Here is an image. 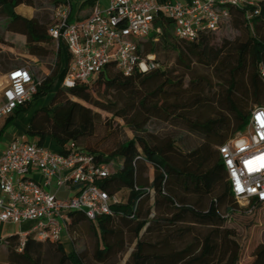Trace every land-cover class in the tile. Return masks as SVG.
<instances>
[{
    "label": "trees",
    "instance_id": "16d2710c",
    "mask_svg": "<svg viewBox=\"0 0 264 264\" xmlns=\"http://www.w3.org/2000/svg\"><path fill=\"white\" fill-rule=\"evenodd\" d=\"M65 2L67 0H50V5L55 8ZM19 4L37 8L35 0H0V16L6 18L4 30L24 35L30 55L46 54L43 45L53 40L48 34L51 23L46 18L19 15L15 12ZM229 12L227 24L247 31L251 28L254 35L229 43L227 48L225 45L215 46L212 31L202 32L193 40L178 38L173 34L172 21L159 16L154 22L160 28L157 37L152 35L139 42L143 56L153 54L155 57L160 50L171 51L176 55V62L187 71L191 68L190 61H193L213 66L215 71L226 72L225 84L219 95L225 113L220 112L203 121L188 122L189 128L199 133L203 140L186 152L179 150L169 139L161 143L152 140L153 136L147 130L152 118L167 120L170 116L176 119V108L185 106L178 104L183 99V92L181 95L175 92L173 96L167 94L169 86H182L180 78L175 81L164 66L124 75L113 64H107L89 83L77 81L72 86H56L50 93L54 79L65 74L70 58L67 54L61 61L65 47L61 41L55 52L53 76L38 80L31 100L6 117L0 134L21 112L29 109L33 100L50 93L48 103L32 111L24 133L37 144L58 152H62L67 141L72 140L79 145L91 135L98 117L90 108L70 100V96L112 112L131 129L132 136L120 141L110 152L81 146L112 165L113 160L118 161L113 172L100 182L101 188L110 195L122 188L129 190L125 201L112 204L111 213L95 220L86 219L80 212L69 213V229L85 220L95 225L99 239L94 253L96 259L103 261L124 248L123 228H126L136 243L125 264H180L182 244L193 228L188 224L217 229L224 225L234 198L218 146L245 127L252 109L246 110L249 100L264 106V80L259 72L260 64L264 63V38L260 33L264 23V2L249 24L242 9L231 7ZM6 60L8 56L0 58V65L3 66ZM201 81L200 77L189 81L187 99L191 103H196L197 96L203 91ZM107 92L123 98L124 105L118 107L117 100H104ZM171 97L172 102L169 101ZM230 118L234 119L235 127L228 133ZM182 119L188 120L186 117ZM213 145H217L216 150ZM149 166L154 169L151 180L144 176ZM259 203L264 205V202ZM18 243L16 235L7 240L8 264H84L80 254L73 247L67 251L61 239L39 240L29 234L25 236L21 250L16 249ZM170 244L174 245V250L167 254L153 252ZM205 249L207 251L208 247ZM258 254V260H263L264 251Z\"/></svg>",
    "mask_w": 264,
    "mask_h": 264
},
{
    "label": "built area",
    "instance_id": "2783aa9c",
    "mask_svg": "<svg viewBox=\"0 0 264 264\" xmlns=\"http://www.w3.org/2000/svg\"><path fill=\"white\" fill-rule=\"evenodd\" d=\"M90 13L71 18L69 2L54 9L49 36L61 41L70 55L63 86L89 83L107 64L124 75L148 71L157 66L153 54L143 56L139 42L157 37L154 25L159 16L169 18L173 34L193 40L202 32L216 31L230 19L229 9H242L249 24L264 0H91ZM259 72L264 80V68ZM0 85V119L31 100L37 80L26 65L4 72ZM226 179L235 201L264 202V106L249 112L244 131L218 146ZM35 171L40 180L30 176ZM113 172L111 162L97 158L70 140L62 152L24 138L11 140L0 152V221L19 223L33 220L30 230L21 233L17 250L26 235L44 240H60L68 234L70 212H80L88 220L111 213L121 202L100 182ZM60 190L68 191L61 196ZM250 210V209H248Z\"/></svg>",
    "mask_w": 264,
    "mask_h": 264
},
{
    "label": "rangeland",
    "instance_id": "374dc122",
    "mask_svg": "<svg viewBox=\"0 0 264 264\" xmlns=\"http://www.w3.org/2000/svg\"><path fill=\"white\" fill-rule=\"evenodd\" d=\"M35 5L37 8H34L35 13L33 17L46 18L52 24L55 8L50 5V0H35ZM5 22L6 18L0 16V36L3 38V41L0 42V58L8 56V59H10L5 69L8 70L11 67L26 65L30 68L37 81L41 80L44 76H53L56 68V41L49 40L43 45L44 49L47 50V53L44 55H16L14 54L16 50L26 52V49L24 44L17 40V34L4 30ZM260 33L263 34L264 38V23L263 30ZM211 35L215 46L225 45L227 48L229 47V43L243 41L249 35L254 34L251 28L247 31L243 28H234L226 23L211 33ZM154 58L157 62L156 67L164 66L170 71V76L175 81L179 78L182 80V86L179 88H176V85L169 86L167 94L173 96L175 93L181 95L183 92V99H180L178 104H185V106L179 109L176 108L174 112L178 116H176V119H172L170 116L167 120L152 118L147 124V130L153 136L152 140L161 143L169 139L179 150L186 152L194 146L199 145L203 140L199 133L189 128L188 122L191 120L203 121L208 117L217 116L220 112L225 113L224 109H222L223 107L220 105L219 95L222 85L225 84L226 72L223 70L215 71V67L213 66L193 61H190L191 68L187 71L182 64L176 62V55L171 51L160 50L155 53ZM3 73L4 71L0 72V75ZM64 75L59 74L54 79L50 93L56 86L62 85ZM199 77L202 78L203 91L197 96L196 103H191L187 99L189 96L188 86L191 85L189 81ZM50 93L33 100L29 109L21 112L17 116V119L20 120L22 116L32 112L35 108L47 104L51 96ZM115 97L116 94L114 92H107L105 93L104 100H117L118 107H122L125 100L119 96ZM69 99L78 101L98 114V117L94 121L93 133L79 142L80 147L88 146L107 153L114 149L120 141L132 136L131 129L121 117L79 98L70 96ZM172 100V97L169 98L170 102ZM255 105V102L249 100L246 110L253 108ZM184 117L188 118V120L182 119ZM12 122L7 125V130L13 127ZM234 127L235 121L233 118H230L228 133H231ZM244 129L245 127L241 131H244ZM28 138H30V141H33V138ZM216 146L213 145L215 150ZM117 162V160H113L112 166L115 167ZM153 173V167L149 166L144 176L150 180L153 177ZM128 191L127 188H122L117 192L121 202L126 200ZM231 207V211L226 214L224 225L218 229L188 224V226L193 228L190 234L185 236V242H182V260L180 264H262L264 262V259L258 260V252L264 251V205L256 202L254 199L241 200L240 202L233 200ZM248 209H252V211ZM123 230L124 248L116 255L107 257L103 261L96 259L94 255L99 239L95 225L91 222L85 220L70 229L68 228L67 238H62L61 240H63L67 251L73 247L80 254L84 264H125L129 254L135 247L136 239L126 228H123ZM204 238H206L205 241ZM206 247H208L207 251H205ZM173 250L174 245L170 244L166 248L154 250L153 252L167 254ZM0 264H8L6 252H0Z\"/></svg>",
    "mask_w": 264,
    "mask_h": 264
},
{
    "label": "crops",
    "instance_id": "0c3cea01",
    "mask_svg": "<svg viewBox=\"0 0 264 264\" xmlns=\"http://www.w3.org/2000/svg\"><path fill=\"white\" fill-rule=\"evenodd\" d=\"M68 2L71 8V18L72 19L83 18L87 16L91 11V5H92L91 0H68ZM99 4L101 7H105L107 4V0H99ZM15 12L21 16L31 18L33 17V14L35 13V9L34 7L30 5L19 4L15 7ZM17 35H18L17 40L22 42L25 46V43H26L25 36L21 34H17ZM56 44H58V42H56ZM25 49H26V52L16 50L14 54L19 55V56L20 55L21 56H25V55L31 56L28 53L26 46H25ZM67 54H69L68 50L66 49V47H63L62 52H61V57H62L61 61H64V59L67 57ZM9 60L10 59L3 61V66L0 65V72L6 71L5 67L7 66ZM4 83H5V80H4V73H3L2 75H0V85L2 86ZM31 113L32 112L28 113L27 115L22 116L20 120L16 118L12 122L13 127L10 128L9 130H7V126L3 129V131L0 134V152L13 139H16V138H24L27 140L30 139L24 132H25L28 120L31 116ZM6 117L0 119V131L4 127ZM30 176H32L36 180L41 179L40 175L35 171H32ZM59 194L61 196H65L66 194H68V191L60 190ZM34 223L35 222L33 220H23L19 223H13L10 221H0V252H6V244H7V240L9 237L13 235L19 236L21 233L30 230V228L34 225ZM62 238L65 239L67 238V236L64 235Z\"/></svg>",
    "mask_w": 264,
    "mask_h": 264
}]
</instances>
